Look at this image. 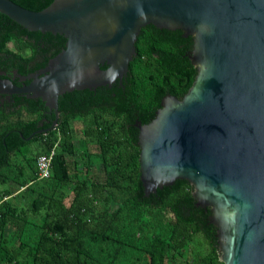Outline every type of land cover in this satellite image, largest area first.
Listing matches in <instances>:
<instances>
[{"label": "water", "instance_id": "obj_1", "mask_svg": "<svg viewBox=\"0 0 264 264\" xmlns=\"http://www.w3.org/2000/svg\"><path fill=\"white\" fill-rule=\"evenodd\" d=\"M0 13L65 39L12 89L54 110L66 92L120 82L146 24L190 36V86L136 122L142 191L186 180L209 208L222 264H264V0H52L39 10L0 0Z\"/></svg>", "mask_w": 264, "mask_h": 264}, {"label": "trees", "instance_id": "obj_2", "mask_svg": "<svg viewBox=\"0 0 264 264\" xmlns=\"http://www.w3.org/2000/svg\"><path fill=\"white\" fill-rule=\"evenodd\" d=\"M50 1L15 3L39 10ZM191 44L179 29L146 24L122 87L114 83L107 103L88 115L69 111L33 146L35 137L7 135L15 128L26 136L21 115L0 117V264H222L209 208L195 205L191 185L176 179L145 196L139 180L133 122L153 118L164 94L186 92L195 74ZM79 115L82 137L71 126ZM52 146L49 177L37 179L35 157Z\"/></svg>", "mask_w": 264, "mask_h": 264}, {"label": "flooded vegetation", "instance_id": "obj_3", "mask_svg": "<svg viewBox=\"0 0 264 264\" xmlns=\"http://www.w3.org/2000/svg\"><path fill=\"white\" fill-rule=\"evenodd\" d=\"M11 1L33 4H41L44 2V0ZM1 15L0 117H2L3 120L9 119L14 121L16 117L21 115L24 120V125L21 127V130L26 133V136H23L21 131L12 128L7 135L13 137V134L18 132L17 134L23 141H28L31 137H35V140L31 143V146H33L40 140L49 138L54 131L56 132L58 126L63 122L64 115L69 111L76 110L78 107L88 115V113L93 112L96 105L102 106L107 103L108 98L106 94L112 88L114 83L118 86L121 85L122 87L121 80L120 82L115 80L110 85L96 86L87 89L86 94H83V91L86 88L75 90L81 91L78 94L72 93L74 90L69 91L72 95H62L57 97L56 110L52 108L49 109L39 97L32 98L25 93L14 92L12 89L15 87L20 88L21 86L28 84L26 78H23L25 76V67L28 62L53 57L64 47L65 39L64 41L62 39L60 40L56 36L57 34H52L50 32L28 31L8 17L5 18L3 14ZM7 37L8 39H6ZM84 117L79 115L71 119V126L76 129L77 137L82 135L80 132L82 131L86 119ZM78 119L80 120V126L75 127L74 121ZM136 122L138 121L135 120L133 122L134 127H136ZM28 136L29 138L27 139Z\"/></svg>", "mask_w": 264, "mask_h": 264}, {"label": "built area", "instance_id": "obj_4", "mask_svg": "<svg viewBox=\"0 0 264 264\" xmlns=\"http://www.w3.org/2000/svg\"><path fill=\"white\" fill-rule=\"evenodd\" d=\"M54 153V147L52 146L47 152L40 153L35 157V164H36V178L37 179H45L49 177L50 173V161L52 158V155ZM6 197H3L0 199V204L2 200H4ZM1 215V211H0Z\"/></svg>", "mask_w": 264, "mask_h": 264}, {"label": "rangeland", "instance_id": "obj_5", "mask_svg": "<svg viewBox=\"0 0 264 264\" xmlns=\"http://www.w3.org/2000/svg\"><path fill=\"white\" fill-rule=\"evenodd\" d=\"M74 126L75 127L80 126V120L79 119L74 121ZM79 147L82 148L83 146H79ZM86 148H88L90 152H93L95 150V148H94V146L92 144H88L86 146ZM91 174L94 175L96 178H100L101 177V171L98 170L97 168L95 170H93L91 172ZM10 188L12 190V193H14V195H15L17 193V191H18L17 186L14 185V184H10Z\"/></svg>", "mask_w": 264, "mask_h": 264}, {"label": "crops", "instance_id": "obj_6", "mask_svg": "<svg viewBox=\"0 0 264 264\" xmlns=\"http://www.w3.org/2000/svg\"><path fill=\"white\" fill-rule=\"evenodd\" d=\"M14 194V193H13Z\"/></svg>", "mask_w": 264, "mask_h": 264}]
</instances>
